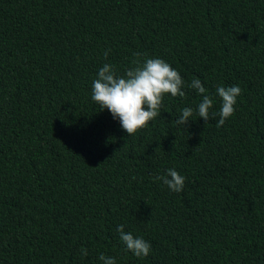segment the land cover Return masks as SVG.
<instances>
[{
	"label": "trees",
	"instance_id": "trees-1",
	"mask_svg": "<svg viewBox=\"0 0 264 264\" xmlns=\"http://www.w3.org/2000/svg\"><path fill=\"white\" fill-rule=\"evenodd\" d=\"M134 53L175 68L185 96L166 94L128 135L91 95L105 63L123 75ZM194 79L214 98L207 122ZM233 85L235 112L217 127L216 89ZM185 107L193 120L177 125ZM170 168L180 193L154 179ZM119 225L148 256L127 250ZM101 253L264 264V0H0V264Z\"/></svg>",
	"mask_w": 264,
	"mask_h": 264
},
{
	"label": "clouds",
	"instance_id": "clouds-1",
	"mask_svg": "<svg viewBox=\"0 0 264 264\" xmlns=\"http://www.w3.org/2000/svg\"><path fill=\"white\" fill-rule=\"evenodd\" d=\"M110 51V50H109ZM104 56H108L105 51ZM141 53H134L131 61L132 67L125 70L123 75H117L114 65L105 63L97 73L92 82L91 99L99 105L102 111L107 109L113 119H118L121 128L128 135H135L140 129L146 128L152 120L160 116L164 96L170 94L172 97H184V80L180 73L169 63L161 58H149ZM198 94H202V100L195 111L198 117L208 121L210 114L217 115L210 110L213 108L214 98L205 94L207 89L199 79H194L188 85ZM239 86H218L216 95L221 100L219 120L217 127L222 126L225 121L235 112L237 97L241 94ZM193 108L185 107L182 114L176 119L177 125L184 126L193 120ZM154 179L162 181L167 187L176 193L183 190L185 177L174 169H167L166 174L158 175ZM120 240L126 245L136 257H146L151 251V245L142 237H134L131 232L124 231V225L117 227ZM81 255L87 257L88 250L81 249ZM103 264H116L114 257L99 256Z\"/></svg>",
	"mask_w": 264,
	"mask_h": 264
}]
</instances>
